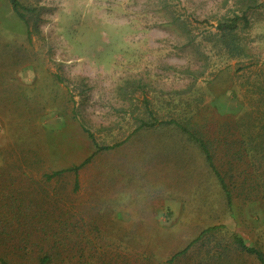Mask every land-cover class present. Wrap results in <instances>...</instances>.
<instances>
[{
  "label": "rangeland",
  "instance_id": "1",
  "mask_svg": "<svg viewBox=\"0 0 264 264\" xmlns=\"http://www.w3.org/2000/svg\"><path fill=\"white\" fill-rule=\"evenodd\" d=\"M17 1L31 11L25 21L0 0V231L17 248L37 236L27 255L48 245L52 264H165L211 226L224 228L213 237L223 245L236 234L264 246L263 201L236 192L229 212L184 134L173 125L134 132L153 117L211 137L229 122L249 129L264 109V0ZM233 14L247 19L240 57L214 37ZM117 143L77 174L47 179L94 144ZM217 147L223 170L227 150ZM200 252L176 264L198 263Z\"/></svg>",
  "mask_w": 264,
  "mask_h": 264
},
{
  "label": "trees",
  "instance_id": "2",
  "mask_svg": "<svg viewBox=\"0 0 264 264\" xmlns=\"http://www.w3.org/2000/svg\"><path fill=\"white\" fill-rule=\"evenodd\" d=\"M8 2L12 12L20 20L25 21V14L30 13V9L20 5L17 0H8ZM240 22H243L244 26H246V16L233 14L231 17L220 18L214 27V37L217 39V43L233 57H240L244 54L238 38ZM256 77L261 80L260 82L264 86V75L260 73L256 74ZM258 94H261L262 96H260L264 100V88L260 89V93ZM257 114L256 123L255 121H251V126H248L249 129L245 127L246 122H241V120L239 122L227 123L229 125L227 130L224 125H217L215 131L216 137L207 135L205 129H201V127L196 128L190 123L183 124L173 120L161 123L162 121L159 122L154 117L151 123L141 122L134 132L158 125H173L197 146L204 157L206 165L219 183L229 212H232L234 210V203L240 196H245L250 202H264V109L262 111L259 110ZM229 130L231 132V139H227ZM87 137L92 140V136L88 133ZM220 143L227 150V154L224 155L226 157V166L223 170H220L215 165L216 148H218L217 146ZM119 145L121 143L97 147L94 144L95 151L93 154L79 165L55 171L48 175L47 179L61 176L66 172L77 174L79 170L90 163L95 153L110 150ZM239 165H245V167L242 169ZM235 193L239 196L238 198H236ZM223 229L222 226H211L202 230L196 238L191 240L185 248L175 253L165 264H176L183 259L188 260L190 259V254L198 250L201 251L198 254L201 263L199 261L195 264H236L231 253L240 258L250 259L253 264H264L263 245L249 246L242 237L236 234H231L228 243L223 245V242L213 238L215 235H220ZM45 238L48 237L45 236L43 239ZM18 242L17 237H14L13 234L0 231V264H24L23 260L25 259L34 262L32 264H52L53 257L48 245H42L43 247L38 249L32 257L27 255L39 246L37 236H28L24 247L17 248Z\"/></svg>",
  "mask_w": 264,
  "mask_h": 264
}]
</instances>
